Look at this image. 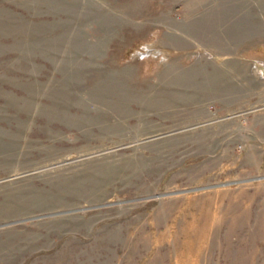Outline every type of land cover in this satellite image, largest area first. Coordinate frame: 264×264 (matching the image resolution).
<instances>
[{"label": "rangeland", "instance_id": "rangeland-1", "mask_svg": "<svg viewBox=\"0 0 264 264\" xmlns=\"http://www.w3.org/2000/svg\"><path fill=\"white\" fill-rule=\"evenodd\" d=\"M0 264H264V0H0Z\"/></svg>", "mask_w": 264, "mask_h": 264}, {"label": "bare ground", "instance_id": "bare-ground-1", "mask_svg": "<svg viewBox=\"0 0 264 264\" xmlns=\"http://www.w3.org/2000/svg\"><path fill=\"white\" fill-rule=\"evenodd\" d=\"M142 56H146V55H140V57H142Z\"/></svg>", "mask_w": 264, "mask_h": 264}]
</instances>
